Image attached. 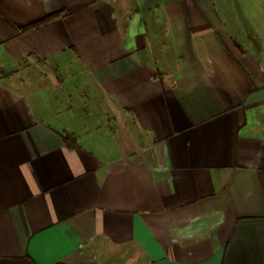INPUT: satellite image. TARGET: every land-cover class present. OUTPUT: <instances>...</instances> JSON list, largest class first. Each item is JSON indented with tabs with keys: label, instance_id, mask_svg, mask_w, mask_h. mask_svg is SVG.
Instances as JSON below:
<instances>
[{
	"label": "crops",
	"instance_id": "1",
	"mask_svg": "<svg viewBox=\"0 0 264 264\" xmlns=\"http://www.w3.org/2000/svg\"><path fill=\"white\" fill-rule=\"evenodd\" d=\"M0 264H264V0H0Z\"/></svg>",
	"mask_w": 264,
	"mask_h": 264
},
{
	"label": "rangeland",
	"instance_id": "2",
	"mask_svg": "<svg viewBox=\"0 0 264 264\" xmlns=\"http://www.w3.org/2000/svg\"><path fill=\"white\" fill-rule=\"evenodd\" d=\"M37 73H39L40 70H36ZM2 74H9L7 73L6 71H2ZM42 84L44 82H41ZM56 83V82H55ZM56 84L59 85V82H57ZM44 85V84H43ZM53 85H54V82H53ZM51 84V86H53ZM57 86V85H56ZM82 92L89 95L87 96V98H84L83 99V102H82V108H83V111L87 109V116L85 118V120H87V122H89L91 125H98V124H102L103 123V120L104 118L100 116L101 114V110H98V106H97V102L93 101V100H99V103L100 104V96H98L100 93L98 92V90H96V88H93L92 90L91 89H86L85 87H82ZM92 96V97H91ZM94 98V99H93ZM88 104V105H87ZM92 111V113H91ZM76 122H79L78 119L75 120Z\"/></svg>",
	"mask_w": 264,
	"mask_h": 264
},
{
	"label": "trees",
	"instance_id": "3",
	"mask_svg": "<svg viewBox=\"0 0 264 264\" xmlns=\"http://www.w3.org/2000/svg\"><path fill=\"white\" fill-rule=\"evenodd\" d=\"M52 17H48L47 19H50ZM65 137L69 145H73L74 142L76 143V138L74 137V135L66 134Z\"/></svg>",
	"mask_w": 264,
	"mask_h": 264
}]
</instances>
